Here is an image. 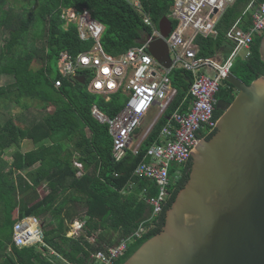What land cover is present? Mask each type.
Wrapping results in <instances>:
<instances>
[{
	"label": "trees",
	"instance_id": "obj_1",
	"mask_svg": "<svg viewBox=\"0 0 264 264\" xmlns=\"http://www.w3.org/2000/svg\"><path fill=\"white\" fill-rule=\"evenodd\" d=\"M140 1L157 27L170 16L174 4V0ZM249 1L239 0L228 9L217 26L216 37H197L200 56L214 57L221 49L230 51L226 34ZM10 2L0 0V76H11L13 82L0 86V110L11 104L21 112L37 106L46 115L29 121L24 113H10L9 117L0 114V264H65L52 250L70 262L88 264L93 254L119 244L142 224L148 230L113 263L124 264L162 231L167 211L189 180L192 160L178 180L172 177L171 197L164 212L153 216L147 199L158 196V187L134 172L141 162L149 161V149L162 144L160 135L168 118L177 110L184 113L191 108L193 76L177 67L172 71L171 80L178 90L175 100L143 141L139 153L129 149L122 161H116L109 126L95 119L92 108L96 105L112 119L128 98L122 91L112 94L109 101L91 93L93 76L85 71L79 72L80 77L86 76L84 82L62 77L58 70L62 53L76 58L94 46L93 40H81L76 24L63 28L67 21L62 19V12L71 8L79 14L88 12L103 24L102 47L113 57L140 46L153 29L126 0H14L12 6ZM172 23L174 27L178 24L174 19ZM261 41L254 43L248 59L237 61L233 68L247 85L264 77ZM57 80H62L59 88L55 87ZM237 93L225 82L215 97L231 103ZM222 114L215 111V118ZM25 141L32 143L27 152L22 150ZM7 152L12 163L4 157ZM79 171L82 176L77 175ZM42 186L47 187L44 197L39 193ZM29 216L44 221L48 247L15 245L14 226ZM77 219L86 220V226L78 239L69 238L67 232Z\"/></svg>",
	"mask_w": 264,
	"mask_h": 264
},
{
	"label": "built area",
	"instance_id": "obj_2",
	"mask_svg": "<svg viewBox=\"0 0 264 264\" xmlns=\"http://www.w3.org/2000/svg\"><path fill=\"white\" fill-rule=\"evenodd\" d=\"M127 1L130 3L133 0ZM138 1L141 10L132 7L142 14L144 23L153 29V34L140 46L133 47L117 57L107 54L102 47L101 39L105 31L103 24L92 19L88 12L79 14L74 8L64 9L62 19L67 22L63 28H68L71 23L76 24L80 38L85 41L93 40L94 46L76 58L67 52L62 53L59 68L62 75L70 79L80 76L79 72L89 73L93 76L89 90L101 95L106 101L118 91H122L128 98L123 110L112 119L97 106L92 108L93 116L109 126L116 161L126 157L134 136L144 125L148 113L154 108L159 109V115L153 121L155 125L175 100L178 90L173 86L170 77L172 71L180 67L193 75L189 90L193 97L191 108L184 113L177 110L168 118L160 135L162 144H154L146 155L149 161L141 162L134 172L137 177L156 183L159 194L150 196L148 203L154 208L153 216H157L163 211L170 195L172 177L181 176L182 169L191 161V151L217 129L215 96L226 82V76L233 73L237 61L246 60L252 55L254 43L264 37V0L249 1L226 34V41L231 46L230 51L221 49L215 57L200 56L196 39L199 36L216 37L218 23L239 0H176L169 18L176 20L178 24L173 27L168 37L161 34L151 16L145 13L141 1ZM160 37L164 38L169 46L172 60L170 69L163 67L149 51L150 43ZM61 85L62 80L55 82L56 88ZM150 130L149 127L138 145L132 149L134 154L139 153L141 144L150 134ZM75 165L81 167L78 162H75ZM77 175L82 176L83 172L79 171ZM85 224L82 220L74 222L73 230L68 236H79ZM144 227L141 225L131 238L121 244L93 255L94 260L90 264H113L125 254L133 237H142L146 232ZM44 238V231L35 217H27L15 225L14 241L20 248L37 243L44 244Z\"/></svg>",
	"mask_w": 264,
	"mask_h": 264
},
{
	"label": "water",
	"instance_id": "obj_3",
	"mask_svg": "<svg viewBox=\"0 0 264 264\" xmlns=\"http://www.w3.org/2000/svg\"><path fill=\"white\" fill-rule=\"evenodd\" d=\"M159 28L167 37L173 23L164 17ZM149 51L172 67L164 38ZM260 55L264 62V37ZM226 82L238 93L231 103L217 100L216 133L191 151L189 180L162 231L124 264H264V77L247 85L231 73Z\"/></svg>",
	"mask_w": 264,
	"mask_h": 264
},
{
	"label": "rangeland",
	"instance_id": "obj_4",
	"mask_svg": "<svg viewBox=\"0 0 264 264\" xmlns=\"http://www.w3.org/2000/svg\"><path fill=\"white\" fill-rule=\"evenodd\" d=\"M14 3V0H11V2L9 3L10 6H12ZM131 5L133 7H136L137 9H140L141 10V7H140V3L138 0H133V1H130ZM142 4V3H141ZM19 7L21 6V4L18 5ZM146 13V12H145ZM142 15V14H141ZM5 39L2 40V42H4ZM3 44V43H2ZM41 43L38 42V46H40ZM13 82V78L11 76H0V86H4V85H7L9 83ZM1 103V102H0ZM15 105H9L8 108H5L3 111L0 110V114H4V113H7L8 114V117L10 116V113H12L13 115L15 114H20V113H24L27 117H28V120H32L33 118H42L43 116L46 115V112L43 111L42 109H40L39 107L37 106H33L31 109H29L28 111H24V112H21V111H15ZM159 114V110L158 108H154V110L151 112V114L147 117L144 125L141 127V129L139 130L138 134L139 136H134V139H133V143H132V146H131V149L132 148H135L138 143L140 142V140L142 139V137L144 136V134L146 133V131L148 130V128L151 126V124L153 123L154 119L158 116ZM0 115V116H1ZM32 148V143L30 141H25L22 143V150L24 152H27L29 151L30 149ZM5 159L9 161V163H12V158L10 156V153L7 152L5 155H4ZM47 192V187L46 186H42L39 190V193H40V196L41 197H44L45 194ZM44 221L43 220H40L39 221V225L41 227H43L44 225Z\"/></svg>",
	"mask_w": 264,
	"mask_h": 264
},
{
	"label": "clouds",
	"instance_id": "obj_5",
	"mask_svg": "<svg viewBox=\"0 0 264 264\" xmlns=\"http://www.w3.org/2000/svg\"><path fill=\"white\" fill-rule=\"evenodd\" d=\"M127 1V0H126ZM129 3V2H128ZM172 8H171V13H172ZM169 18V17H168ZM170 20L172 19V18H169ZM173 20V19H172ZM171 20V21H172ZM219 24V23H218ZM159 27V26H158ZM174 27V26H173ZM106 30V29H105ZM159 30H160V28H159ZM162 34V33H161ZM170 35V34H169ZM168 35V36H169ZM80 36V35H79ZM167 36V37H168ZM160 38H162V37H160ZM262 39V38H261ZM81 40H83V39H81ZM155 40V39H154ZM83 41H85V40H83ZM151 44V43H150ZM150 48V47H149ZM218 53V52H217ZM216 53V54H217ZM153 56V55H152ZM216 56V55H215ZM214 56V57H215ZM154 57V56H153ZM59 62H60V60H59ZM164 67V66H163ZM58 70L60 71V68H59V64H58ZM61 73V72H60ZM62 74V73H61ZM62 77L63 78H67V77H64L63 75H62ZM81 77H83V76H81ZM80 78V76H78L76 79H70V78H67V79H70V80H74V81H78V82H81V81H79L78 79ZM84 78V80L86 79V77H83ZM90 91V90H89ZM91 92V91H90ZM92 93V92H91ZM94 94V93H93ZM217 100V99H216ZM94 106H96V105H94ZM93 106V107H94ZM93 115V114H92ZM106 115V114H105ZM107 116V115H106ZM96 119V118H95ZM219 120V119H218ZM141 129V128H140ZM139 129V130H140ZM138 130V131H139ZM137 134V133H136ZM131 149V148H130ZM133 149V148H132ZM129 151V150H128ZM128 153V152H127ZM114 157V156H113ZM122 161V160H121ZM180 177V176H179ZM179 177L178 178H176V177H174V180H178L179 179ZM153 182V181H152ZM155 183V182H154ZM171 188V187H170ZM170 188H169V193H170ZM159 190V189H158ZM170 197H171V193H170V195H169V197H168V199H167V201H166V203L164 204V207H163V211L159 214V215H161L163 212H164V208H165V206L168 204V202H169V199H170ZM149 198V197H148ZM147 201H148V199H147ZM153 208V207H152ZM153 213H154V208H153ZM158 216V215H157ZM29 217H35V216H29ZM27 218V217H26ZM35 218H37V217H35ZM23 219H25V218H23ZM23 219H21V220H23ZM39 221H40V219L39 218H37ZM81 219H77V220H75L74 222H76V221H80ZM20 221V220H19ZM18 221V222H19ZM82 221H85L86 222V220H82ZM17 222V223H18ZM74 222H73V224H74ZM16 223V224H17ZM15 224V225H16ZM73 224H71V226H70V230L67 232V237H69V238H74V239H78L79 238V236H75V237H73V236H68V234H69V232L71 231V230H73V227H72V225ZM142 225V224H141ZM140 225V226H141ZM85 226H86V224H85ZM140 226H139V228H140ZM14 228H15V226H14ZM42 229H43V231H44V234H45V230H44V227H41ZM138 228V229H139ZM137 229V230H138ZM144 229L147 231L148 230V228L147 227H144ZM136 230V231H137ZM136 231L131 235V236H129V237H127V238H125V239H123L119 244H121L124 240H126V239H128V238H131L135 233H136ZM81 234V233H80ZM136 239H140V238H137V237H133L132 238V240L128 243V247H129V245H130V243L133 241V240H136ZM14 243H15V241H14ZM119 244H117V245H119ZM16 245V244H15ZM40 245H42V246H44V247H48L47 246V244H46V242H45V238H44V244L43 243H37V244H34V245H31V246H25V247H33V246H40ZM17 246V245H16ZM18 247V246H17ZM25 247H22V248H25ZM128 247H127V250H128ZM20 248V247H19ZM52 252V254L53 255H56L57 257H59L60 259H62L63 260V262L65 263V264H69V263H71L70 261H68V260H66V259H64L61 255H59L58 253H56L55 251H51ZM98 252H101V251H98ZM97 252V253H98ZM127 252V251H126ZM126 252H125V254H126ZM97 253H95V254H97ZM95 254H93V255H95ZM125 254L122 256V257H124L125 256ZM93 255H92V258H91V260L88 262V264H90V262H93ZM122 257H120V258H122ZM120 258H118L117 260H119ZM72 263H74V262H72Z\"/></svg>",
	"mask_w": 264,
	"mask_h": 264
},
{
	"label": "crops",
	"instance_id": "obj_6",
	"mask_svg": "<svg viewBox=\"0 0 264 264\" xmlns=\"http://www.w3.org/2000/svg\"><path fill=\"white\" fill-rule=\"evenodd\" d=\"M175 4H176V0H174V4H173V6H172V9L174 8ZM245 7H246V6H245ZM240 16H241V14H240ZM240 16H239V17H240ZM239 17H238V18H239ZM235 21H236V20H235ZM235 21H233V23H234ZM231 25H232V24H231ZM177 68H180V67H177ZM167 69H170V68H167ZM181 69H182V68H181ZM201 72H202V71H201ZM192 76H193V75H192ZM170 77H171V76H170ZM155 109H156V108H155ZM153 110H154V109H153ZM153 110H152V111H153ZM158 110H159V109H158ZM152 111H151V112H152ZM151 112L148 113L147 117L151 114ZM158 115H159V114H158ZM147 117H146V119H147ZM145 121H146V120H145ZM155 125H156V124H155ZM155 125H153V123L151 124V126H150V129H151V130H150V133H151V131L153 130V128H154ZM136 136H139V134L137 133ZM136 136H135V137H136Z\"/></svg>",
	"mask_w": 264,
	"mask_h": 264
},
{
	"label": "flooded vegetation",
	"instance_id": "obj_7",
	"mask_svg": "<svg viewBox=\"0 0 264 264\" xmlns=\"http://www.w3.org/2000/svg\"><path fill=\"white\" fill-rule=\"evenodd\" d=\"M216 111H218V109H216Z\"/></svg>",
	"mask_w": 264,
	"mask_h": 264
}]
</instances>
